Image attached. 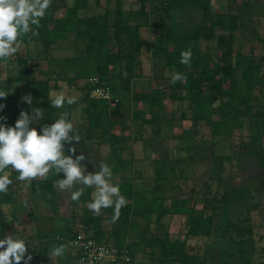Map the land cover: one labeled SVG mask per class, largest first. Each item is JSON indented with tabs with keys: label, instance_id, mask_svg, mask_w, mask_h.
<instances>
[{
	"label": "rangeland",
	"instance_id": "1",
	"mask_svg": "<svg viewBox=\"0 0 264 264\" xmlns=\"http://www.w3.org/2000/svg\"><path fill=\"white\" fill-rule=\"evenodd\" d=\"M51 2L56 6V15L63 16L72 0ZM88 4L90 7L87 10L90 11H86V14L99 19L104 27V31L91 30L90 34L112 36L117 18L116 0H89ZM163 8L164 0H122L120 23L136 27L129 24L131 16L136 13L138 16L134 17L135 20L146 27L149 20H156L155 24L163 22ZM211 11L217 15L216 30L207 48L214 59L218 58L219 47L228 36L231 37L234 53H252L256 58L264 57V0H213ZM179 12L176 15L182 17L180 30L190 31L198 24V20L194 21L191 27L188 19L183 17V11ZM231 16L236 17L231 20ZM231 24L236 27L234 31L230 29ZM156 31H152L151 38ZM38 34L33 36L37 37ZM142 36H148L147 29L142 32ZM20 43L16 54L9 57L8 61L0 62V90L9 93L6 98H0V104L5 105L0 110V117H6V120L0 119V124L7 126L9 117L15 111L21 110L31 115L32 109L40 108L44 110L43 119L30 125L40 132L42 126L52 124L62 112H67L81 141L65 143V155H73L68 149L75 146L73 159L77 155L85 156L81 162L86 167L85 174L98 171L99 164L106 163L112 170L111 182L119 185L125 200L130 190L153 196L165 207H169L176 196L188 198L189 206L194 207L195 217L210 216L213 219L209 236L192 237L186 235L185 214H154L149 233H162L172 240L184 241L187 250L199 255L205 264L221 261L231 264L264 263V171L258 167L254 153V146L258 145L264 153V116H254L258 111L264 113V89L256 87L249 90L238 76V92L252 96L253 113L247 111L242 117V128L235 130L231 136L214 137L210 134L209 122H202L196 128L192 126L191 106L187 99L171 100L169 80L176 73L175 68L167 65L163 56L155 60L152 49L146 47L152 67L142 69L140 65L130 82L126 80L128 74L123 71L124 65L119 68L121 74L117 69L107 68L109 83L106 82V86L119 99V103L116 107H110L106 137L115 134L119 139L104 141L99 130L88 138L87 80L90 76L99 77L97 66L104 62L107 47L110 52L117 51L115 41L111 39L108 46L100 49L103 57L100 60L97 59V53L87 58L88 40L78 39L73 33L67 40L54 42L48 53L35 40ZM205 44L201 41L200 48L205 49ZM167 46L171 57H175V47ZM24 67L33 70L29 75V86L26 81H18L19 71ZM152 73H155V77H152ZM262 73L264 75V63ZM32 89L44 90L46 95L26 108L27 102L21 98L32 95ZM147 91L161 94L165 116L132 99L137 92ZM60 92L75 97L76 102L71 105L65 103L62 108L51 107V100ZM135 112L138 114L136 120L132 118ZM223 114L218 111L213 119H219ZM114 149L117 150L118 160L105 162L108 160L106 158L112 156ZM52 174L50 172L44 178ZM56 176L53 196H49L50 200L54 198L57 203L60 216L57 220L48 219L53 214L51 201L42 203L32 200L28 184L17 178L14 180L19 183V187L13 186L7 191L15 197L14 203H0V210L7 219L6 236L15 235L28 241L27 252L30 255L33 253L31 263L35 259L34 254L44 255L46 259L43 250L49 254L52 249L61 246L67 256L71 248L68 250L65 243L75 232L82 230L94 234L100 231L104 234V240L112 242L111 231L116 228L125 241L131 244V264H158L151 249L138 244L141 225L137 229L129 224L115 227L108 220V214L101 211L96 215L89 210L87 205L92 200L93 189H85L78 201H72L70 193L57 189V181L65 178L64 174ZM98 217L103 219L96 226L94 221ZM43 236L47 238V243H39ZM241 241L245 242L242 250ZM52 262L55 264L56 260Z\"/></svg>",
	"mask_w": 264,
	"mask_h": 264
},
{
	"label": "trees",
	"instance_id": "2",
	"mask_svg": "<svg viewBox=\"0 0 264 264\" xmlns=\"http://www.w3.org/2000/svg\"><path fill=\"white\" fill-rule=\"evenodd\" d=\"M88 1L72 0L71 5L65 9L63 16L56 15V6L51 2L45 16L40 20L39 27L33 26V29L39 33L38 36L34 37L29 32L19 37V41L27 43L35 40L41 43L43 51L48 53L50 46L54 42L67 40L68 36L73 33L78 39L88 40L86 57L91 58L94 53H97V59L100 60L103 58L100 49L103 46H108L111 39H113L117 44V51L110 52L107 47L104 62L97 66L99 70L98 78L100 81H105V84L106 82L109 83L107 68L117 69L119 74H121L119 68L122 65H124L123 71L125 70L128 74V79L126 80L130 82L135 77V70L141 65L140 56L142 49L148 47L152 49L154 59H159L163 56L166 64L173 66L176 73H182L186 76L183 82H177L176 84H172L170 79L169 91L171 100L187 99L189 101L193 127L196 128L200 123L207 121L209 122L210 134L214 137H228L235 130L242 128V117L245 116L247 111L253 113V106L250 94L238 92L240 90L238 76H240L241 82L247 89L253 90L256 87L264 89V75L262 73L264 57L256 58L252 53H234L230 36L224 42L222 41V45L218 50V58L214 59L212 57L207 46L215 35L217 15L211 11L210 0H164L163 12L165 18L163 22L157 24H155L156 20L151 22L152 27H157L156 34L151 40L143 39L137 26L132 28L129 25L120 23L123 14L122 0H116L115 12L117 18L113 25L112 36L90 34L91 30L104 31V27L100 24L99 19L86 14ZM185 9L198 13L199 17L198 24L190 31L180 30L171 20L172 11ZM235 17L231 16L230 19L234 20ZM237 18L239 17L237 16ZM230 29L234 31L236 27L231 24ZM201 41L206 42L205 49L200 48L199 43ZM193 43L194 45H192ZM167 45L175 47V57H171V53L167 50ZM189 49L192 53L190 66L180 63L181 52ZM8 60L9 58H6L0 60V62ZM32 73V69L22 68L18 74V81H26V85L29 86V75ZM207 88H209V91H206ZM31 93L32 103L38 99L41 100L46 95L44 90L36 91L32 89ZM132 99L135 102H141L149 110L156 109L162 116H165L164 99L160 93L153 91L137 92L132 96ZM87 103L88 125L86 127V137H93L94 131L99 130L104 141L107 139L109 141L119 139L115 134H110L106 137L111 113L109 103L105 100L91 98H88ZM25 105L26 108L31 106L28 103ZM20 111L13 112L12 116L9 117L7 126H15ZM218 111L224 113L223 116L219 119H213V116ZM254 116L257 118L263 117L264 113L258 111ZM132 118L136 120L138 114L135 112ZM116 151L114 149L112 156L106 158L108 160L105 162L116 160L118 156ZM254 151L256 163L264 171V153L262 148L259 145L254 146ZM7 171H11L10 179L13 181L8 188L19 187V183L14 180L19 174L10 168ZM56 178L57 176L52 174L49 178L32 180L31 184L28 185L32 200L41 201L42 203L51 201L53 214L48 216L50 220H57L60 217L56 201L54 198L50 200L49 196H53V181ZM14 201L15 197L11 193H0V203L13 204ZM188 202V198L176 196L172 198L170 206L165 207L153 196L140 195L138 192L130 190L127 194L126 205L121 207L118 215L114 206L101 211L108 214V220L115 227L129 224L133 229H137L141 225L142 230L139 232L138 244L149 247L158 264H205V261L199 255L190 253L187 250V245L184 241L172 240L162 233H149L154 214L159 216L185 214L187 217L185 222L187 236H209L213 226L212 217H195L194 207L189 206ZM13 219L16 220V217L13 216ZM102 219L103 217H98L94 221L95 225L99 226ZM6 221L4 213L0 210V239L6 237ZM92 236L96 240H104V234L100 231L95 232ZM111 237L113 239L112 242L117 246L126 244L132 256L131 244L125 241L118 229L114 228L111 231ZM44 242L47 243L46 240ZM244 245L245 242L241 241V250L244 249ZM43 252L46 254V259H48L46 250H43ZM21 264H24V262L21 261ZM217 264L231 263L221 261Z\"/></svg>",
	"mask_w": 264,
	"mask_h": 264
},
{
	"label": "clouds",
	"instance_id": "3",
	"mask_svg": "<svg viewBox=\"0 0 264 264\" xmlns=\"http://www.w3.org/2000/svg\"><path fill=\"white\" fill-rule=\"evenodd\" d=\"M51 0H0V60L16 54L21 47L19 37L28 34L37 35L33 26L40 25V20L45 16L50 7ZM191 50L181 52L180 63L190 66ZM186 76L174 73L171 83L183 82ZM8 92L0 90V98H6ZM22 101L32 104L31 95L21 98ZM76 102L75 97L66 96L64 92L55 95L50 105L62 108L65 103L71 105ZM5 105L0 104V110ZM44 110L32 109V114L21 111L14 127L0 124V193H7L11 169L19 175L17 179L30 185L32 180L44 178L50 172L54 175L63 173V179H58L57 189L60 192L70 193L72 201H78L85 189L91 188L92 200L87 205L89 210L99 215L102 209L113 207L118 215L121 207L126 205L124 196L121 195L119 185H114L112 170L106 163L99 164V170L86 172V167L81 162L85 160L83 154L75 156L76 147L68 149L73 155H65V143L72 144L81 141V136L73 123L68 119V113L62 112L59 118L50 125L42 126L40 132L30 125L42 120ZM6 120V117H0ZM75 133V135H72ZM75 189V190H74ZM25 239L8 235L0 239V264H28L32 259L29 254L25 259L27 249ZM63 248L56 247L49 253V258L55 261L62 256Z\"/></svg>",
	"mask_w": 264,
	"mask_h": 264
},
{
	"label": "built area",
	"instance_id": "4",
	"mask_svg": "<svg viewBox=\"0 0 264 264\" xmlns=\"http://www.w3.org/2000/svg\"><path fill=\"white\" fill-rule=\"evenodd\" d=\"M88 96L91 99L105 100L110 107H116L119 99L113 96L110 88L98 76L87 80ZM68 244L74 251V264H131V252L125 245L117 246L106 240H96L85 231L75 232Z\"/></svg>",
	"mask_w": 264,
	"mask_h": 264
},
{
	"label": "crops",
	"instance_id": "5",
	"mask_svg": "<svg viewBox=\"0 0 264 264\" xmlns=\"http://www.w3.org/2000/svg\"><path fill=\"white\" fill-rule=\"evenodd\" d=\"M211 2H213V0H211ZM88 7H90L89 4H88ZM87 11H90V9L87 10ZM182 11H183V14H184L183 17L185 19H188V21L190 22V26L191 27L194 26L193 25V22L194 21L197 22V20H198L197 19L198 18L197 14L194 11L190 10V9H185V10H182ZM182 11L179 12V11L174 10V11H172V14H171L172 15V17H171L172 19L171 20H172V22L175 23V25L178 28L182 27V22H181L182 17H181L180 14L176 15V13L177 12L181 13ZM135 16H138L137 13L135 15L133 14V16H131V22L129 24L130 25H133L134 24L135 26H137L139 28V31H140L141 36H142V32L145 29H147L148 30V36L147 37L142 36V38L145 39V40H151L152 39L151 38V35H152L151 33H152L153 30H157V28L151 26V21L150 20H149L148 27H146L145 25H142L141 23H139V21H136L137 19L134 18ZM167 48H168V46H167ZM146 50H147V48L144 47L142 49V54L140 56L142 69H145L147 66L152 67L149 64L150 62H149V58L146 55ZM153 68H154V66H153ZM153 68H152V70L154 71ZM152 77H155V73H152ZM45 239H47V238H45L43 236L42 240H40L39 243L42 242V241L44 242ZM65 244H66V246H67V248L69 250V248H71L70 245L68 243H65ZM27 255H29L28 252L26 253L25 259L27 258ZM48 255L49 254L47 253V258L49 259ZM34 257H35V259H34V261L32 263H31V261L30 262L28 261L29 264H53V262L50 261V259L49 260L48 259H45L44 255H40V254L37 253L36 255L34 254ZM68 257H69V259H70L71 262L69 261ZM22 262H24V261L22 260ZM74 262H75L74 251L72 250V252H71V249H70V251L67 254V256L63 253L62 256L56 258L55 264H74Z\"/></svg>",
	"mask_w": 264,
	"mask_h": 264
}]
</instances>
